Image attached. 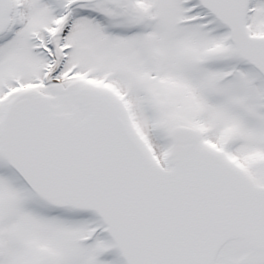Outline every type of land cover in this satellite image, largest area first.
I'll use <instances>...</instances> for the list:
<instances>
[{"label": "snow or ice", "instance_id": "obj_1", "mask_svg": "<svg viewBox=\"0 0 264 264\" xmlns=\"http://www.w3.org/2000/svg\"><path fill=\"white\" fill-rule=\"evenodd\" d=\"M0 264H264V0H0Z\"/></svg>", "mask_w": 264, "mask_h": 264}]
</instances>
